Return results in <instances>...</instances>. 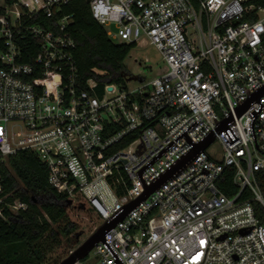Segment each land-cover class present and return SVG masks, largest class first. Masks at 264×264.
I'll return each mask as SVG.
<instances>
[{"label": "built area", "instance_id": "1", "mask_svg": "<svg viewBox=\"0 0 264 264\" xmlns=\"http://www.w3.org/2000/svg\"><path fill=\"white\" fill-rule=\"evenodd\" d=\"M71 1L0 0V164L31 151L67 208L102 226L213 135L75 264H264L252 206L264 207L254 179L264 171V0H85L113 43L161 56L163 71L133 91L79 81L71 15L54 30L33 24ZM228 169L231 198L217 188Z\"/></svg>", "mask_w": 264, "mask_h": 264}, {"label": "trees", "instance_id": "2", "mask_svg": "<svg viewBox=\"0 0 264 264\" xmlns=\"http://www.w3.org/2000/svg\"><path fill=\"white\" fill-rule=\"evenodd\" d=\"M11 6L14 0H3ZM4 15L0 7V16ZM72 16L68 34L75 43L73 59L79 81L84 85L93 80L99 86H122L127 74L125 60L135 48L133 45L115 44L106 35L105 30L92 18L90 8L85 0H73L63 6L60 13L51 17L36 16L33 24L54 30L57 21L63 16ZM3 44L0 41V51ZM36 53V46L24 54L23 63H31ZM234 170L223 172L217 188L226 197L231 198L238 192L233 182ZM254 179L260 189L264 202V171L254 173ZM0 185L5 197L0 210V264H44L45 254L38 246L45 236L55 237L58 232L71 235L74 223L67 216V201L57 194L48 184L47 168L29 150H20L7 156L0 164ZM250 197L248 192L241 199ZM15 200L27 205L25 211L18 215L10 213L8 206ZM254 213L259 223L264 226V207L252 202ZM84 210V209H83Z\"/></svg>", "mask_w": 264, "mask_h": 264}, {"label": "rangeland", "instance_id": "3", "mask_svg": "<svg viewBox=\"0 0 264 264\" xmlns=\"http://www.w3.org/2000/svg\"><path fill=\"white\" fill-rule=\"evenodd\" d=\"M108 30V29H107ZM113 30V28H111ZM119 44L118 41L114 42ZM127 68V74L124 77L123 88L133 91L140 86L139 80L144 82L151 81L158 76L164 69V63L161 56L153 47L134 48L124 62ZM214 156H218L220 147L214 143L209 150ZM69 221L74 223V232L66 236L58 232L55 237L45 235L38 246L45 254L44 264H59L75 251L87 238H89L96 227L100 226V221L89 211L79 208L67 209Z\"/></svg>", "mask_w": 264, "mask_h": 264}, {"label": "water", "instance_id": "4", "mask_svg": "<svg viewBox=\"0 0 264 264\" xmlns=\"http://www.w3.org/2000/svg\"><path fill=\"white\" fill-rule=\"evenodd\" d=\"M248 107V104L241 107L238 111V114H242L244 110ZM226 128V123H222L218 131H222ZM214 140L213 135H210L203 143H201L198 147H196L191 154L182 162L178 164L177 167L172 169L166 176H164L160 181H158L155 185L151 186L150 188H147L144 192V194L137 199L136 201L130 203L127 205L123 211L122 214L117 216L115 219L108 221L104 223L102 226H100L97 230L94 231V233L87 238L75 251H73L66 259H64L59 264H75L76 262L84 260L89 252L92 250V248L99 242H103L104 236L107 234V232L114 227L118 222L122 221L123 218L134 208L136 207L141 201H144L150 194L154 192L162 183L165 182V180L170 177L173 172L181 165H183V162L191 160L196 154H198L200 151H204Z\"/></svg>", "mask_w": 264, "mask_h": 264}]
</instances>
